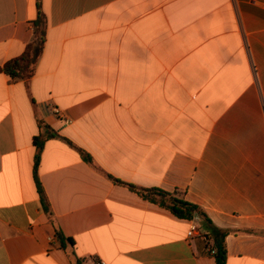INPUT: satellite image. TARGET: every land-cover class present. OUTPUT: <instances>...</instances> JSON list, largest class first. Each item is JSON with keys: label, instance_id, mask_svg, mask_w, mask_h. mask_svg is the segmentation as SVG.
<instances>
[{"label": "crops", "instance_id": "0c3cea01", "mask_svg": "<svg viewBox=\"0 0 264 264\" xmlns=\"http://www.w3.org/2000/svg\"><path fill=\"white\" fill-rule=\"evenodd\" d=\"M37 4L33 76L0 72V264H215L198 218L112 179L177 192L228 231L226 264H264V0H0V68Z\"/></svg>", "mask_w": 264, "mask_h": 264}, {"label": "trees", "instance_id": "16d2710c", "mask_svg": "<svg viewBox=\"0 0 264 264\" xmlns=\"http://www.w3.org/2000/svg\"><path fill=\"white\" fill-rule=\"evenodd\" d=\"M37 7L38 14L36 19L32 22V38L30 42L26 45L20 56L7 61L0 68V72L4 73L12 80H29L33 76L38 61L42 55L46 39L47 23L46 16L41 11L39 4H37ZM38 126L40 134L33 139V145L35 147L33 180L40 200L46 202V196L39 180L38 167L45 141L57 137V134L51 131L50 128L40 119H38ZM79 151L82 159L86 163L92 165V158L87 153H84L81 150ZM109 178L111 179V177ZM112 180L127 186L143 200L169 211L178 219L190 221L198 218L199 230L202 232V236L205 237L207 246L214 251L213 258L215 264H226L227 255L225 239L228 235V231L214 226L199 206L186 201L177 192H166L158 188H141L115 179ZM56 236L60 240L62 246H64L65 243L73 245L72 240L66 238L60 231H57Z\"/></svg>", "mask_w": 264, "mask_h": 264}, {"label": "built area", "instance_id": "2783aa9c", "mask_svg": "<svg viewBox=\"0 0 264 264\" xmlns=\"http://www.w3.org/2000/svg\"><path fill=\"white\" fill-rule=\"evenodd\" d=\"M52 112L55 115H60L59 110L57 108H55V107H52ZM187 236L190 237V238H193V237H197V236H201V235L198 233V229L196 228V226L192 225L190 227V229L188 230V232H187ZM209 254L213 256L214 255V251L210 250ZM94 264H105V263L103 261H97Z\"/></svg>", "mask_w": 264, "mask_h": 264}]
</instances>
